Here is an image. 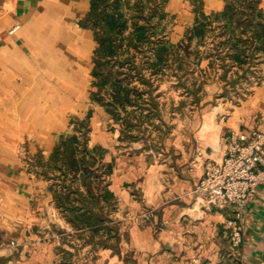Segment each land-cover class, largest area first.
I'll return each instance as SVG.
<instances>
[{"label": "crops", "instance_id": "0c3cea01", "mask_svg": "<svg viewBox=\"0 0 264 264\" xmlns=\"http://www.w3.org/2000/svg\"><path fill=\"white\" fill-rule=\"evenodd\" d=\"M122 2L100 86L90 0H0V264H264V186L235 251L192 193L264 122V0Z\"/></svg>", "mask_w": 264, "mask_h": 264}, {"label": "built area", "instance_id": "2783aa9c", "mask_svg": "<svg viewBox=\"0 0 264 264\" xmlns=\"http://www.w3.org/2000/svg\"><path fill=\"white\" fill-rule=\"evenodd\" d=\"M264 186V122L254 128L247 139L235 132L227 138L222 159L204 164L201 176L193 182L192 193L205 207H234V216L225 221L230 247L238 249L242 242V219L246 206ZM149 213L143 214L147 216ZM13 244V243H12ZM191 264H223L218 259L204 261L198 256Z\"/></svg>", "mask_w": 264, "mask_h": 264}, {"label": "trees", "instance_id": "16d2710c", "mask_svg": "<svg viewBox=\"0 0 264 264\" xmlns=\"http://www.w3.org/2000/svg\"><path fill=\"white\" fill-rule=\"evenodd\" d=\"M124 3L122 0H90V8L84 17L82 22L83 26H88L93 30L95 41L97 46L94 51L95 69L93 70V76L99 79V85L104 84L109 78L112 82L118 84L132 75H122L120 78L117 74H104L103 68L108 57H114L121 44V36L127 26V16L123 11ZM140 12V11H139ZM131 19L136 16L130 15ZM134 16V17H133ZM138 16V15H137ZM138 17H142L141 15ZM145 26H135L134 33L137 39H144L146 35ZM134 48V44H132ZM129 76V77H128ZM121 91L112 93L113 100H116ZM75 143H77L76 137H70L67 140L62 141L64 149L68 150V155L74 151ZM73 161V160H72ZM71 161V162H72ZM83 162V161H82ZM77 168V162H72ZM85 166V165H84ZM84 172H89L88 168L84 167Z\"/></svg>", "mask_w": 264, "mask_h": 264}]
</instances>
